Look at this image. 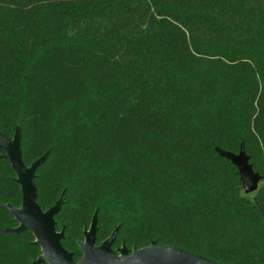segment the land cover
<instances>
[{
    "label": "trees",
    "instance_id": "trees-1",
    "mask_svg": "<svg viewBox=\"0 0 264 264\" xmlns=\"http://www.w3.org/2000/svg\"><path fill=\"white\" fill-rule=\"evenodd\" d=\"M21 134L37 202L63 247L97 213V244L155 241L264 264V220L242 194L244 151L264 208V0H0V132ZM21 187L0 153V205ZM0 207V264L40 256Z\"/></svg>",
    "mask_w": 264,
    "mask_h": 264
},
{
    "label": "water",
    "instance_id": "water-1",
    "mask_svg": "<svg viewBox=\"0 0 264 264\" xmlns=\"http://www.w3.org/2000/svg\"><path fill=\"white\" fill-rule=\"evenodd\" d=\"M0 153L1 157L7 160L14 170L16 182L20 185L22 193L20 207L0 205L1 208L10 212L18 224L16 228L7 229L6 232L27 231L34 236L33 244L40 248L41 254L32 264H222L178 247L159 245L155 241L140 249L134 247L130 250L125 244L113 249L118 228L112 232L109 238L101 244H97V213L94 214L90 227L83 231V241L77 242L82 256L78 261H75L74 253L69 252L62 245L65 227L61 231H57L55 220L64 204L65 193L47 211H42L37 202L36 172L47 160L49 152H46L30 167L26 166L22 159L21 134L17 129L12 139L5 137L0 132ZM225 155L230 158L228 153ZM230 159L232 160V158ZM232 162L237 166L233 160ZM250 168L252 170L251 165ZM257 178L259 180L258 176ZM253 200L264 220V208L257 203L255 198Z\"/></svg>",
    "mask_w": 264,
    "mask_h": 264
},
{
    "label": "rangeland",
    "instance_id": "rangeland-1",
    "mask_svg": "<svg viewBox=\"0 0 264 264\" xmlns=\"http://www.w3.org/2000/svg\"><path fill=\"white\" fill-rule=\"evenodd\" d=\"M228 155L239 168L240 177L243 183L242 194L253 199L261 182L251 170L245 153L240 151L238 154L228 153Z\"/></svg>",
    "mask_w": 264,
    "mask_h": 264
}]
</instances>
